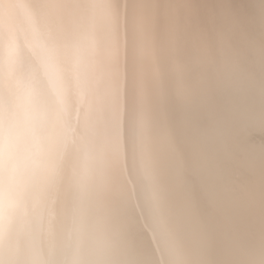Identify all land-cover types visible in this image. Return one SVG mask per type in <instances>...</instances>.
<instances>
[{
    "label": "bare ground",
    "instance_id": "obj_1",
    "mask_svg": "<svg viewBox=\"0 0 264 264\" xmlns=\"http://www.w3.org/2000/svg\"><path fill=\"white\" fill-rule=\"evenodd\" d=\"M0 264H264V0H0Z\"/></svg>",
    "mask_w": 264,
    "mask_h": 264
}]
</instances>
